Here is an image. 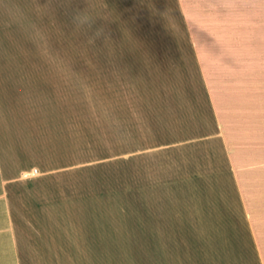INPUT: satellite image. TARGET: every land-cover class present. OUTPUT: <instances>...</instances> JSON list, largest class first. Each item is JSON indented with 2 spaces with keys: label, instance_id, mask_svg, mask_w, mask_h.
Masks as SVG:
<instances>
[{
  "label": "crops",
  "instance_id": "obj_1",
  "mask_svg": "<svg viewBox=\"0 0 264 264\" xmlns=\"http://www.w3.org/2000/svg\"><path fill=\"white\" fill-rule=\"evenodd\" d=\"M98 1L0 0V264H264V0L185 1L165 114L109 65L83 101L67 26Z\"/></svg>",
  "mask_w": 264,
  "mask_h": 264
},
{
  "label": "rangeland",
  "instance_id": "obj_2",
  "mask_svg": "<svg viewBox=\"0 0 264 264\" xmlns=\"http://www.w3.org/2000/svg\"><path fill=\"white\" fill-rule=\"evenodd\" d=\"M185 1L108 0L113 5L76 8L72 18L82 20L72 22L71 28L67 26L72 36L65 40V61L80 63L86 69L83 101L92 104L98 98L99 102L100 96L93 89L104 83L91 80L90 74L99 72L88 69L109 65L115 87L122 86V73L124 81L129 82L131 101L145 97V102H149L155 89L160 95V111L165 114L172 110L171 103L164 102V96L177 91V82L194 83V72L187 69L185 59ZM185 211L179 210L181 214ZM199 221L211 222L209 217H200ZM230 228H234L233 223ZM203 233L206 231L198 230L195 234Z\"/></svg>",
  "mask_w": 264,
  "mask_h": 264
}]
</instances>
